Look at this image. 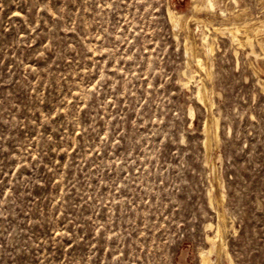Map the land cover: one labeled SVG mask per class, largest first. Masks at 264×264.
I'll return each mask as SVG.
<instances>
[{
  "label": "rangeland",
  "instance_id": "obj_1",
  "mask_svg": "<svg viewBox=\"0 0 264 264\" xmlns=\"http://www.w3.org/2000/svg\"><path fill=\"white\" fill-rule=\"evenodd\" d=\"M215 3L0 0V264H200L218 213L264 264V0Z\"/></svg>",
  "mask_w": 264,
  "mask_h": 264
},
{
  "label": "bare ground",
  "instance_id": "obj_2",
  "mask_svg": "<svg viewBox=\"0 0 264 264\" xmlns=\"http://www.w3.org/2000/svg\"><path fill=\"white\" fill-rule=\"evenodd\" d=\"M207 1V7L209 8V9H214L215 7H216V3H215V0H206ZM196 2V1H195ZM194 4H197V3H194ZM205 4V3H204ZM204 4H202L201 5V7L204 5ZM199 5H200V3H199ZM194 6V5H193ZM196 7H198V5L196 6ZM206 8V7H205ZM193 9H196V8H193ZM197 10H200V8L198 9L197 8ZM168 14H169V16H170V19H171V22L174 24V25H177V24H179V22H180V20L182 19V17H183V15H181L180 13H177V12H174V11H172V10H170L169 9V11H168ZM193 16H194V14H193ZM192 18H194V17H192ZM192 18H190V19H192ZM196 18H198V17H196ZM188 20V19H187ZM195 20V19H194ZM200 20H202V19H200ZM252 21V20H251ZM192 22V21H191ZM248 22V21H247ZM253 22V21H252ZM251 22V23H252ZM187 23V22H186ZM196 23H197V21H196ZM236 23V22H235ZM244 23H246V22H244ZM185 24V23H184ZM212 24V23H211ZM237 24H239V23H237ZM259 24V23H258ZM208 25H209V23H208ZM232 25V24H231ZM241 25H242V23H241ZM257 25V24H256ZM179 25H177L176 27H178ZM185 26V25H184ZM214 26V25H213ZM243 26V25H242ZM246 26V25H245ZM261 26V25H260ZM198 27V26H197ZM209 27H210V25H209ZM212 27V26H211ZM254 27V26H253ZM215 29V31H221V33L223 32V33H225L226 34V32L230 35V37H231V41H233V42H236V43H239V44H241L240 46H242L245 42H252V38H251V41H250V37H247V39H245L246 41L245 42H243L240 38H239V34L241 33V26L240 25H233V26H231V27H226L225 29H220V27H214ZM246 28V27H245ZM186 29V28H185ZM244 29V28H243ZM253 29V28H252ZM255 29V28H254ZM259 29V28H258ZM256 30V31H259V30ZM210 30V29H209ZM213 30V29H212ZM226 31V32H225ZM244 31H242V33H243ZM261 32V31H260ZM246 34H247V32H246ZM242 35V34H241ZM244 35V34H243ZM248 35H250L249 33H248ZM248 35H246V36H248ZM207 35H205V40H204V42L202 43V44H206L207 43V45H205V46H207L208 47V52L209 53H212V51H214V49H213V46H212V43H210L209 42V37L207 36ZM256 36H257V32H256ZM253 37V36H252ZM242 38V37H241ZM204 39V38H203ZM254 40V39H253ZM257 42V41H256ZM188 44H190V43H188ZM257 44H259V46H261L262 48H264L263 47V45H264V43H263V45H262V43L261 42H257ZM191 45V44H190ZM245 45V44H244ZM185 46H187V45H185ZM202 46H204V45H202ZM239 46V45H238ZM189 48H190V46H188ZM243 47V46H242ZM245 47V46H244ZM249 47V46H248ZM188 48V49H189ZM193 48V47H192ZM253 48V46L251 45V49ZM187 50V49H186ZM193 51H194V49H193ZM193 51H192V53H193ZM205 51H206V49H205ZM252 51V50H251ZM207 54V53H206ZM193 55V54H192ZM208 55V54H207ZM193 57V56H192ZM198 57V56H197ZM197 57H196V59H197ZM198 58H200V57H198ZM194 59H195V57H194ZM201 59V58H200ZM199 59V64H201V60ZM198 61V60H197ZM198 64V65H199ZM203 65L204 64H202V66L201 67H203ZM207 68V67H206ZM199 69V68H198ZM203 70V69H202ZM208 70V69H207ZM201 71V70H200ZM203 71H205V69L203 70ZM205 72H207V71H205ZM200 74V73H199ZM204 74V73H203ZM207 74L210 76V72L208 71L207 72ZM208 75H206V77L208 76ZM202 77H203V75H202ZM190 78V77H189ZM205 78V77H204ZM207 78H209V77H207ZM193 79V78H192ZM191 78H190V80H192ZM210 79V78H209ZM202 80H203V78H202ZM205 80V79H204ZM189 81V80H188ZM207 81V80H206ZM210 82V81H209ZM188 83V82H187ZM199 85H201V87L199 86V89H197L198 90V100L199 101H201V102H206V100L208 101V99H207V97H206V87L203 85V84H199ZM203 85V86H202ZM205 85H207V84H205ZM212 91V90H211ZM208 92V91H207ZM212 93V92H211ZM207 95H209V94H207ZM197 97V96H196ZM210 99V98H209ZM211 100V99H210ZM212 101V100H211ZM210 101V102H211ZM210 102H208L209 104H210ZM211 103H213V102H211ZM202 104V103H201ZM203 106V105H202ZM205 106V105H204ZM211 106V105H210ZM206 107V106H205ZM209 127V126H208ZM208 127H207V124H206V132H207V134H206V132H204L205 134H206V137L207 138H205L206 139V143H205V148H209L210 149V147H209V141H210V127H209V129H208ZM213 132H214V129H213ZM215 133V132H214ZM216 136V135H215ZM215 139V138H214ZM211 142V141H210ZM206 150V149H205ZM209 152V151H208ZM208 155V154H207ZM213 194V193H212ZM211 194V195H212ZM216 198V197H215ZM213 199V198H212ZM216 201V200H215ZM211 203H212V201H210ZM222 204V203H221ZM218 218H219V221H218V223H217V225L215 226V231H214V236H211V235H207V242H208V244H210L209 246L210 247H208L207 249H205V250H202L201 252H200V264H214L213 263V260H212V258H211V255L213 254V252H219L220 250H218V247H220L221 246V248H223L224 249V239H223V233H224V224H225V222H224V224L221 222V219L222 220H224V215L223 214H220V213H218ZM207 227H210V228H213V225L212 224H209V225H207ZM214 229V228H213ZM226 231V230H225ZM217 254V253H216ZM221 254V253H220ZM228 254V253H227ZM229 256V255H228ZM218 257V256H217Z\"/></svg>",
  "mask_w": 264,
  "mask_h": 264
}]
</instances>
